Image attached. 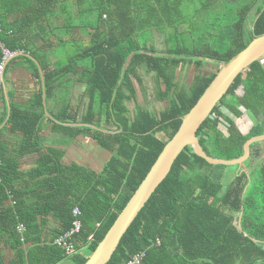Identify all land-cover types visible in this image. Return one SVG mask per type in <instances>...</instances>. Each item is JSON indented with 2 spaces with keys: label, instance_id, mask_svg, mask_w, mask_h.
Wrapping results in <instances>:
<instances>
[{
  "label": "trees",
  "instance_id": "1",
  "mask_svg": "<svg viewBox=\"0 0 264 264\" xmlns=\"http://www.w3.org/2000/svg\"><path fill=\"white\" fill-rule=\"evenodd\" d=\"M184 1L0 0V64L4 49L16 54L13 60L21 53L28 57L26 61L35 66V77L45 83L46 100H52L65 76L81 69L91 96L84 122L93 124L97 117L105 116L107 121L115 119L122 130L115 142L97 140L115 149L117 154L106 168L108 177L99 183L85 178L84 185L77 187L69 172L63 171L60 151L41 153L43 91L32 107L11 104L7 109L4 80L12 59L8 62L4 78L0 76V104L4 106L0 111V126L9 114L7 127L24 134L18 145L10 149V144L2 138L7 127L0 131V235L8 233L18 249V256L11 264H58L68 259L73 264H85L166 144L179 131L182 118L216 77L218 72L203 76L201 70L207 62H229L255 37L264 35V0H243L242 5L240 1L200 0L204 3L196 22L202 21V24L198 22L200 29L207 32L193 40L182 39L181 27L186 25L192 35L197 31L195 21L188 22L179 11ZM187 1L195 3V0ZM255 6L257 18L248 29L247 18ZM204 10H211L208 21L209 16L203 20ZM147 21L150 35L145 38L146 34H142L145 31L138 33L137 30H143ZM54 25L66 34L88 30L90 37L87 43L77 40L75 46L70 43L73 39L58 38L59 45L67 47V52L76 50L77 55L63 63L59 60L57 67L49 57L55 54L60 59L57 51L42 52L46 47L53 48L48 34ZM154 32L165 35L162 53L154 46L148 47ZM36 36L38 43H44L43 48L35 42ZM263 59L243 72L227 94L233 96L228 108L235 116H242L239 109L242 105L257 122L248 134H243L235 121L220 111L226 102L225 96L198 131L200 143L209 156L224 160L240 158L246 142L264 134ZM186 66H195L198 72L191 87H182L176 82L178 70ZM144 69L153 75L152 79H157V99L167 101L169 107L152 114L137 105L132 119L128 102H136L133 79L142 84L140 71ZM243 83L245 94L236 97ZM170 95L173 97L169 98ZM59 110L60 122L65 121L64 115L70 117L69 106ZM222 123L227 127V134L220 129ZM32 152L41 153L38 168L28 174L36 182L33 186L26 183L20 189L18 182L24 175L19 172L18 160ZM259 155L258 144H254L248 163L257 160ZM242 167H230L237 168V172L226 182L224 169L227 167L211 165L194 154L191 147L186 148L124 236L109 264H128L139 254H145L141 264H264V164L252 171ZM29 194H35L36 202L25 205L23 201ZM71 194L79 196L71 200ZM7 202L15 204L7 207ZM76 207L82 211L83 229L71 242L78 252L87 246L88 256L69 257L52 242L73 227L72 213ZM48 214L60 219L63 226L51 243L45 242L38 224V219ZM22 225L26 228L24 234L20 232ZM0 264H5L2 256Z\"/></svg>",
  "mask_w": 264,
  "mask_h": 264
},
{
  "label": "crops",
  "instance_id": "2",
  "mask_svg": "<svg viewBox=\"0 0 264 264\" xmlns=\"http://www.w3.org/2000/svg\"><path fill=\"white\" fill-rule=\"evenodd\" d=\"M253 15H256L255 12ZM66 33V31L56 30L54 25L49 34L51 39L56 40L53 43V48L51 50H54L57 45L59 46L57 39L61 36H66L69 40L73 39L70 42L73 46H75L77 40H82L84 43L90 41L88 37L83 36L82 30H78L77 32H74V34ZM56 36L58 38H56ZM163 40L166 41L165 38ZM155 42L157 41L155 40ZM38 46L43 48L44 43L43 45ZM68 49H70V47H68ZM42 51L45 52V49H42ZM149 53L151 54L152 52ZM49 57L53 65L60 62L58 58L55 57V54H51ZM27 58L28 57L21 53L17 56L16 60L12 59L6 67L7 74L4 82L7 109L10 108L11 104L32 107L38 94L43 91L44 109L42 110V113L44 118L40 124V142L42 144L41 153H47L49 150L60 151L62 153L61 166L63 171L69 172L68 174L72 176V180L77 187L84 185L85 178L91 180L92 183L101 182L103 178L108 177V175H106V168L112 158L117 154L115 149H109L98 141L103 139L105 142H115L116 136L122 134V130L119 129L120 124L116 122L115 119L107 121L105 116L97 117L93 124H86L84 122V118L87 115L91 103V96L88 93V84L83 79L84 74L81 69H76L74 73L65 76L55 90V96L51 98L52 100H46L45 83L39 81L35 77V66L28 63L26 61ZM195 70V66L180 67L176 75V82L182 87L194 83L195 75H192L191 72ZM140 74L142 84L136 79H133L137 91L136 102L135 100L128 102L129 114L132 116V119H134V115L137 112V105L142 106L143 109L149 110L152 114L160 112H154V109L148 104V99L150 100L151 97L146 83L152 79L153 75L148 74L146 69L140 71ZM160 85L162 86V84ZM162 87L165 89V85ZM157 92L158 89L156 87V91L152 95L155 99H157L158 96ZM232 99L233 96H231L230 101H232ZM157 101L159 100L157 99ZM161 103H166L168 105L167 101H162ZM145 104L148 105L145 106ZM0 106V111H3V104H0ZM68 106L70 117L64 115L63 117L65 121L60 122L58 120L59 109ZM36 111H38V109ZM244 111L243 109L241 110L242 116L240 117L235 116L234 114L230 117L232 119L235 117L233 120L237 121L236 125L238 129L246 135L255 124L253 123L250 130L247 131V126L244 120L242 121V118L245 114L248 115L252 122H254L255 118L247 111H245L246 113L244 114ZM9 117L8 114L5 122L0 126V131L7 127L10 120ZM238 122L242 124L243 128H241V125H239ZM63 127L71 128L72 130L65 131ZM74 131H76L77 135H74ZM2 138L5 142L10 144V149H12L24 138V134L22 132H14L11 127L8 126L7 129L3 131ZM41 153L32 152L18 160L19 172L24 175L18 182V188L23 189V185L26 183L33 186L36 182L31 181L28 174L38 168ZM1 182L2 178L0 175V183ZM78 196V194H71L69 197L71 200H76ZM23 202L25 205H30V203L34 204L36 202L35 194H29ZM14 204V202H7L5 205L9 207ZM1 207L2 206L0 205V211L2 210ZM59 220L60 219L49 214L47 216H41L38 219L40 229L46 237V241L44 240L45 242L51 243L57 234L63 230V226ZM28 247L30 248L31 245L29 244ZM79 254L88 256L87 246H85L83 251L77 255ZM0 256L4 259L5 264H11L18 256V249L14 246V242L10 239L8 233L0 235ZM58 264H73V262L68 259Z\"/></svg>",
  "mask_w": 264,
  "mask_h": 264
},
{
  "label": "water",
  "instance_id": "3",
  "mask_svg": "<svg viewBox=\"0 0 264 264\" xmlns=\"http://www.w3.org/2000/svg\"><path fill=\"white\" fill-rule=\"evenodd\" d=\"M263 57L264 35L255 37L242 52L229 62L222 64L219 73L207 87L197 104L182 118L179 131L166 144L145 180L85 264H109L124 236L159 186L167 179L175 162L186 148L191 147L194 154L214 166L240 168L244 162L249 161L252 146L264 143V134L248 140L244 146V154L240 158L224 160L211 157L204 151L198 137V131L211 117L217 105L227 96L237 78ZM1 76L4 78V71Z\"/></svg>",
  "mask_w": 264,
  "mask_h": 264
},
{
  "label": "rangeland",
  "instance_id": "4",
  "mask_svg": "<svg viewBox=\"0 0 264 264\" xmlns=\"http://www.w3.org/2000/svg\"><path fill=\"white\" fill-rule=\"evenodd\" d=\"M231 1L232 2H237L238 0H231ZM239 1L241 2L240 5H242L243 0H239ZM203 3H204V1H200V0H195V3H191V2H189L187 0H185L182 5H179V11L188 19V22L195 21L193 23V25L197 29V31L192 35V31L186 25L183 26V27H181L180 37L182 39H185V40H193V39H196L197 35L201 36V35H203L204 33L207 32L206 30L202 32L201 29H200V25L198 24V22L200 24H202V21L196 22L197 19L201 16L200 12H202V4ZM210 11L211 10H208V11H205L204 10V12L202 13V16H203V20L204 21L209 16ZM255 11H256V9L254 8L251 11V13L249 14L248 18H247L248 23L246 25H247L248 29L251 27V25L254 23V21L257 18V15H253ZM204 15H207V16L204 17ZM177 18H178V14H177ZM51 19H53V18H51ZM80 20H81V23H82L84 21V18L81 16L80 17ZM208 20H210V16L207 18L206 21H208ZM142 21H144L143 18H142ZM148 22L149 21H147L145 23L143 30H141L139 28L137 30L138 33L145 31L144 33H142L143 35L146 34L145 38L150 35V32L148 30L149 29V23ZM185 30H187L188 32H186ZM82 31H83V36L88 37L90 39V37H89V35L87 33L88 30H82ZM49 34H48V37H50ZM56 38H58V37L56 36ZM164 38H165V35L164 34L155 33V35L153 36V38H150L148 40V47L154 46L155 50L158 49L157 51H159L161 53L164 52V50H165V41L163 40ZM38 39H39V37L36 36L34 38L35 42L38 43ZM59 39H64L65 40L66 37L61 36ZM155 40L157 42H155ZM50 41H52V43H54L56 40L55 39H51ZM42 44H43L42 41H40V43H38V45H42ZM155 45H156V47H155ZM78 46L79 47H82V44L80 42H78ZM50 50H51V48H48V47L45 48V52L48 53V54H49ZM54 50L57 51L56 55L60 58L61 63L68 61L69 57H74L75 55H77L76 50H70V51L67 52V47L65 48L63 45L62 46L61 45H59V46L57 45L54 48ZM54 50H51V51H54ZM42 52H44V51H42ZM262 63H264V59H263ZM207 65H208V63L206 64V66H205L204 69L207 68L206 69V71H207L208 68H209V70L207 72L210 73L211 75L215 74L216 72H218L222 68V64L221 63H218V64L217 63L216 64L215 63H211L210 66H207ZM243 78H244V75H243ZM155 80H157V79H150L146 83L147 84V88H148V92L150 93V97H151L150 100L148 99V101H149L148 104H149V106L151 108L154 109L153 110L154 112H159L161 110L167 109L168 108V105L166 103H161V102L157 101V99H155V97L152 96L153 93L156 91V87H157V82ZM160 84H162V86L164 85L162 82H160ZM242 85L244 87L241 86L236 91V93H235L236 97H240L241 98L242 96H244V94H245V83H243ZM177 88L179 90V87H176V89ZM172 97H173L172 95L169 96V98H172ZM230 99H231V96L230 95L227 96V99H226L225 104H223L221 106V108H220L221 113L223 115H227L229 117L230 116H233V112L228 108V103H230ZM148 104H145V106H147ZM239 109L240 110L243 109V111L245 110L244 107H242V105H240ZM247 112L248 113H251L249 110H247ZM245 113L246 112L244 111V114ZM243 120H244V122H245V124L247 126V129H246L247 131L250 130V128L253 126V123L255 124L257 122L255 120H254V122H252L251 119L246 114L242 118V121ZM235 122L237 124V121L236 120H235ZM239 125H241V128H243V126H242L241 123H239ZM220 127H221L222 131L227 134V127L223 123H222V125ZM247 131H245V132H247ZM160 137L161 138H164L165 140L168 139L164 135H161ZM258 150H260V155H259L258 159L255 160V161H252L251 164L248 163V161L244 162V165L242 167L243 169H245L246 171H252V169L256 168L258 165L264 164V143H258ZM221 169L223 170L224 168H221ZM236 169L237 168H230V167H227V169H224L225 170L224 171V174H225L224 176H225L226 182H229L230 179L234 178L235 173L237 172ZM238 224H239V221H238Z\"/></svg>",
  "mask_w": 264,
  "mask_h": 264
},
{
  "label": "built area",
  "instance_id": "5",
  "mask_svg": "<svg viewBox=\"0 0 264 264\" xmlns=\"http://www.w3.org/2000/svg\"><path fill=\"white\" fill-rule=\"evenodd\" d=\"M1 45L2 44H0V46ZM3 51H4V59H3V62L0 64V76L2 75V72L5 70V65L16 55V54L11 53L7 49H4ZM0 168H1V164H0ZM72 214L74 217L73 227L69 231H67L65 234L61 235L59 238H57L56 240L52 242V245L62 248L65 251L66 255L69 257L76 256L78 253H80L78 252L74 243L71 242V240L74 237L78 236L82 232V229H83V224L80 220V217L82 216L81 209L79 207H76L73 210ZM25 231H26V228L22 225L20 227V232L24 234ZM90 240H92V237L90 238ZM144 256L145 254H139L135 258H133V260L129 262L128 264H141V261Z\"/></svg>",
  "mask_w": 264,
  "mask_h": 264
},
{
  "label": "flooded vegetation",
  "instance_id": "6",
  "mask_svg": "<svg viewBox=\"0 0 264 264\" xmlns=\"http://www.w3.org/2000/svg\"><path fill=\"white\" fill-rule=\"evenodd\" d=\"M238 1H239V0H238ZM258 6H259V5H258ZM50 60H51V59H50ZM58 60H60V59H58ZM207 63H208L207 66H210L211 63H215V64H216V63H217V64H218V63H221V64H223L224 62H213V61H208ZM52 65H53V64H52ZM53 66H54V67H57V65H53ZM204 68H205V67H204ZM204 68L201 70L203 76H205V77L211 76V74L207 72V71L209 70V68H208L207 71H206L207 68H206V69H204ZM219 71H220V70H219ZM219 71H218V73H219ZM218 73H217V74H218ZM191 74L196 76V75L198 74V72H197V70H195V71H192ZM217 74H216V75H217ZM192 84H193V83H192ZM192 84H187V86H188V87H191ZM221 102H222V101H221ZM221 102H220V103H221ZM220 103H219L217 106H219ZM214 110H215V109H214Z\"/></svg>",
  "mask_w": 264,
  "mask_h": 264
},
{
  "label": "clouds",
  "instance_id": "7",
  "mask_svg": "<svg viewBox=\"0 0 264 264\" xmlns=\"http://www.w3.org/2000/svg\"><path fill=\"white\" fill-rule=\"evenodd\" d=\"M240 3H241V2H240ZM259 6H260V5H259ZM259 6H258V7H259ZM258 7H257V6L254 7V8L256 9L255 14H257V11H258L257 8H258ZM262 59H263V58H262ZM262 59H261V60H262ZM246 71H247V70H246ZM0 164H1V167H2V163H1V162H0ZM0 171H1V168H0ZM0 175H1V174H0Z\"/></svg>",
  "mask_w": 264,
  "mask_h": 264
}]
</instances>
